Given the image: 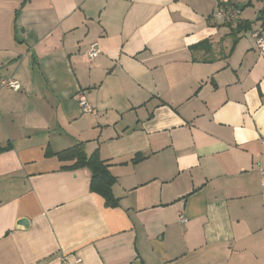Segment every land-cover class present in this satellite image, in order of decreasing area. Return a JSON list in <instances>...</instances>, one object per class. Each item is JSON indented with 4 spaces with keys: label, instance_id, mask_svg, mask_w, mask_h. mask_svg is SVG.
<instances>
[{
    "label": "crops",
    "instance_id": "0c3cea01",
    "mask_svg": "<svg viewBox=\"0 0 264 264\" xmlns=\"http://www.w3.org/2000/svg\"><path fill=\"white\" fill-rule=\"evenodd\" d=\"M217 4L250 29L214 21ZM263 7L0 0V78L19 83L0 86V264H264ZM80 142L117 206L46 154Z\"/></svg>",
    "mask_w": 264,
    "mask_h": 264
},
{
    "label": "trees",
    "instance_id": "16d2710c",
    "mask_svg": "<svg viewBox=\"0 0 264 264\" xmlns=\"http://www.w3.org/2000/svg\"><path fill=\"white\" fill-rule=\"evenodd\" d=\"M257 20L260 21V28L264 30V7L259 10ZM248 29H250V22L243 20H240L235 28H233L235 32ZM6 148L7 147L0 146V150ZM46 154L55 155L60 160L72 161L69 165L70 168H87L90 172L89 190L101 196L104 205L110 207L118 205V200L113 196L111 191V186L115 181L114 177L109 173L106 165L99 158L97 153H92L90 155L85 153L82 142L58 152H53L52 150L47 149ZM141 159L142 156L138 154L133 161L136 162Z\"/></svg>",
    "mask_w": 264,
    "mask_h": 264
},
{
    "label": "built area",
    "instance_id": "2783aa9c",
    "mask_svg": "<svg viewBox=\"0 0 264 264\" xmlns=\"http://www.w3.org/2000/svg\"><path fill=\"white\" fill-rule=\"evenodd\" d=\"M241 9L233 4H217L215 9L211 13V17L214 21L222 22L225 25H237L241 18ZM249 35L255 40L256 48L261 55L264 56V31L260 28L258 30H250ZM99 53L96 43H92L89 46V56L94 57ZM0 86L11 90H17L19 88V83L12 77H2L0 78ZM80 110L83 112H91V106L85 100L81 93L76 94ZM259 172L261 175V186L264 187V167H259ZM179 220L184 221L185 218L179 215ZM62 264H67L65 257L61 258ZM75 262H80V258L75 256Z\"/></svg>",
    "mask_w": 264,
    "mask_h": 264
},
{
    "label": "water",
    "instance_id": "95a60500",
    "mask_svg": "<svg viewBox=\"0 0 264 264\" xmlns=\"http://www.w3.org/2000/svg\"><path fill=\"white\" fill-rule=\"evenodd\" d=\"M29 226V220L26 218H19L16 221L15 227L25 229Z\"/></svg>",
    "mask_w": 264,
    "mask_h": 264
}]
</instances>
